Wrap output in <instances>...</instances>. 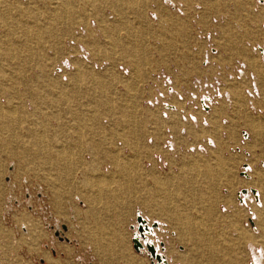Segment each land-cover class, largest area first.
I'll return each mask as SVG.
<instances>
[{
    "label": "rangeland",
    "instance_id": "rangeland-1",
    "mask_svg": "<svg viewBox=\"0 0 264 264\" xmlns=\"http://www.w3.org/2000/svg\"><path fill=\"white\" fill-rule=\"evenodd\" d=\"M261 1L0 0V264H158L139 208L166 264H264V124L240 143L264 120ZM161 72L228 95L163 117Z\"/></svg>",
    "mask_w": 264,
    "mask_h": 264
},
{
    "label": "built area",
    "instance_id": "built-area-1",
    "mask_svg": "<svg viewBox=\"0 0 264 264\" xmlns=\"http://www.w3.org/2000/svg\"><path fill=\"white\" fill-rule=\"evenodd\" d=\"M256 50H261L260 47H258ZM216 53V50L214 48L210 49L209 54L204 57L203 65L207 66L211 61V56ZM244 68H237L236 69V80H239L243 77ZM252 79V78H250ZM154 83L158 86L157 88V94L154 95L152 99L156 101V105L159 106L161 109V114L163 117L170 116L174 111L177 110V105L174 103L171 98H175L187 106H192V109L201 112V113H207L211 107L216 104L221 99L225 98L228 94L225 90V83L213 79V80H198L195 83L189 87L186 93H181L177 87L174 84V80L172 76L168 73H158L154 77ZM253 86V85H252ZM250 91V90H249ZM249 97H255L258 94H256V91H251L250 94H247ZM181 118L185 121H197L196 116L188 115L184 109H181ZM201 124L207 125L208 120L206 115H204L201 119ZM250 137L249 133L242 129L240 131V143L243 144V142L247 141ZM169 140V141H168ZM165 142V146L168 148H171V142L170 139H168ZM170 143V144H169ZM238 148V147H237ZM242 169L240 170V174L242 177L248 178L249 177V171L251 170L249 165L247 163L242 164ZM246 192L248 193V190L246 188H241L237 191L236 195L239 200H242V198L245 196ZM253 191L249 190V193L251 194ZM246 206L247 204H242ZM252 219H254V215L252 211L249 209V225L254 227ZM140 228V227H138Z\"/></svg>",
    "mask_w": 264,
    "mask_h": 264
},
{
    "label": "bare ground",
    "instance_id": "bare-ground-1",
    "mask_svg": "<svg viewBox=\"0 0 264 264\" xmlns=\"http://www.w3.org/2000/svg\"><path fill=\"white\" fill-rule=\"evenodd\" d=\"M165 2L169 5H171L173 3V0H165ZM258 3V8L264 6V0L261 1V5ZM168 5V6H169ZM106 28H108L109 26H105ZM264 51V48L262 49ZM263 58H264V52H262ZM37 88V87H36ZM104 105L106 106L107 104L104 103ZM103 105L101 103H98V107H102ZM12 114V113H11ZM96 125V124H94ZM97 130H101V126L96 127ZM252 194L255 196V198L257 199V201H259V195H258V191H256L255 189L252 190ZM248 193L246 192L245 195H247ZM141 216V215H139ZM138 216V217H139ZM142 217V216H141ZM142 221L140 222L138 220V227L140 228H135V230L137 231L135 233V238L138 239L141 243V245L138 247V249H136L137 251H141V249H144L145 247H147L148 245H152L154 247L155 250V255L157 254V258L154 255H149L151 257L152 260H156L158 264H166L167 263V259L164 255L159 254V250L160 248L157 246H155V243L150 240V237H157L156 236V232L155 229L159 228L158 223H154L152 226L149 225L148 221L146 219H144L142 217ZM142 242L144 243V245L142 244ZM161 247L163 248V246L161 245ZM148 250V248H147ZM261 259V258H260ZM259 262V261H258Z\"/></svg>",
    "mask_w": 264,
    "mask_h": 264
},
{
    "label": "crops",
    "instance_id": "crops-1",
    "mask_svg": "<svg viewBox=\"0 0 264 264\" xmlns=\"http://www.w3.org/2000/svg\"><path fill=\"white\" fill-rule=\"evenodd\" d=\"M239 48H241V47H239ZM264 48V47H263ZM263 48H261V49H263ZM264 60V59H263ZM236 95H239V94H234L233 95V97H237ZM252 108V110H253V112H256L257 111V109H255L253 106L252 107H250V109ZM237 117L236 118H238V116L239 115H236ZM241 116V115H240ZM242 117H245V115H242ZM246 117H248V116H246ZM249 119H251L253 122L255 121L256 122V125H258L257 126V128H250V127H248L247 129H244V130H246L248 133H249V135H250V137L248 138V140L247 141H245V142H243V145H247V146H249V147H254L255 146V143H252V139H251V132L252 133H254V134H256L257 135V138L259 139V137L258 136H260V135H263L262 134V129H263V124H264V120H262L261 122L260 121H257V120H255V119H253V118H251V117H248ZM239 124V123H238ZM257 144L256 145H258V141L256 142ZM246 146V147H247ZM237 151L238 152H241L243 155H245L246 157H248V156H250L251 155V151H249V149H247V148H245V149H243V148H241V147H238L237 148ZM263 157H264V155H262ZM243 163H247V162H243ZM248 165H249V167L251 166V164L250 163H247ZM258 165H260L261 167H264V158L263 159H261L260 161H259V163H258ZM250 169H251V167H250ZM165 181V180H164ZM137 212H139V214L140 215H142L143 214V212H144V210L142 209V208H139L138 210H136V213ZM105 227V226H104ZM131 227H132V229H133V225H131ZM66 228V226L64 225V229ZM245 228V227H244ZM131 229V230H132ZM245 230H248V229H246L245 228ZM131 232V231H130ZM249 234H251V232L249 233ZM110 235V234H109ZM152 238L150 237V240H151ZM90 241H91V243H95V241L93 240V239H90Z\"/></svg>",
    "mask_w": 264,
    "mask_h": 264
},
{
    "label": "water",
    "instance_id": "water-1",
    "mask_svg": "<svg viewBox=\"0 0 264 264\" xmlns=\"http://www.w3.org/2000/svg\"><path fill=\"white\" fill-rule=\"evenodd\" d=\"M138 220L141 222L143 219L141 216L138 217ZM133 241H134V247L135 249H138V247L141 245L140 241L136 238H133ZM148 250L150 251V253L154 256H156L157 258V254L155 255V250H154V247L152 245H148L147 246Z\"/></svg>",
    "mask_w": 264,
    "mask_h": 264
}]
</instances>
